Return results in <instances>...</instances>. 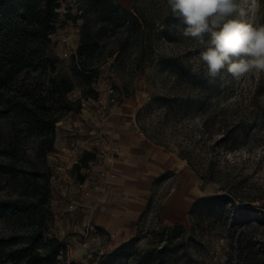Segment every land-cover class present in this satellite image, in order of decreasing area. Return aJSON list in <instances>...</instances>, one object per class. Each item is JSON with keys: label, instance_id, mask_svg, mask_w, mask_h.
<instances>
[{"label": "rangeland", "instance_id": "obj_1", "mask_svg": "<svg viewBox=\"0 0 264 264\" xmlns=\"http://www.w3.org/2000/svg\"><path fill=\"white\" fill-rule=\"evenodd\" d=\"M119 1L140 17L141 28L122 29L103 40L99 54L101 65L97 70L99 79L95 83L103 88V99H108L107 86H113L117 104H124L142 132L161 142L165 149L177 156L183 148L193 150L196 156L194 162L200 168L209 157H213L216 168L225 174L220 182H225L236 192L237 203L247 204L264 213V73L254 72L237 81L222 72L212 82L217 85L220 98L215 99L211 111L220 113L221 109L230 108L232 116H227L239 120L249 129L247 135L240 136L235 148L227 149L220 142L221 116L212 118L204 132L202 129L207 112L177 116L173 108L154 101L159 96L186 99L195 95L201 83H209L206 66L199 60L202 49L197 41L183 37L172 27L179 21L172 16L166 0ZM237 3L249 15H264V0H256L254 5L252 0H237ZM61 12L59 29L52 36L54 47L51 57L57 63V77L74 82L75 89L70 98L77 99L82 95V83L73 76L71 66L80 43L79 24L82 21L75 23L73 19L79 14L78 0H62ZM69 12L71 18L66 17ZM112 51L114 54L110 56ZM167 60L178 65L175 71L166 69ZM15 127L19 133L21 125L18 116L0 118V199L18 198L23 211L20 215L0 218V235L12 231L25 235L29 229L26 210L32 208L36 195L48 178L53 215L49 219L46 236L56 235L67 244L63 264H105L109 253L117 246L140 234L141 241L118 263L136 264L140 254L151 246L152 231L174 225L175 213L181 216L179 223L189 228V211L194 201L221 190L219 182L204 181L187 162L183 168L180 167L179 160V165L153 182L148 213L135 227L133 236L112 233L93 223L85 225L75 203L59 201V189L54 178L56 163L51 153L46 159L38 158L34 153V138L19 133L17 155L14 158L7 155V144L15 136ZM183 170L186 174L181 184L176 176ZM110 173L115 174L111 170ZM106 186L112 188L116 183L108 181ZM175 193L180 201L188 196L192 204L184 210H177L178 203L182 202L171 203V194ZM66 203L68 209L64 208ZM227 230L228 227L216 222L198 230L196 236H200L201 232L205 234L203 243H190L186 252L182 253L179 264H238L235 245L231 241L233 231ZM240 232V229L237 230L236 235ZM242 233L246 240L243 244L244 256L249 252V256L255 257L244 264H264V225H256ZM247 241L254 243L252 252L246 249Z\"/></svg>", "mask_w": 264, "mask_h": 264}, {"label": "trees", "instance_id": "obj_2", "mask_svg": "<svg viewBox=\"0 0 264 264\" xmlns=\"http://www.w3.org/2000/svg\"><path fill=\"white\" fill-rule=\"evenodd\" d=\"M61 8L62 0H0V118L11 115L20 118L19 133L34 138V153L40 159H46L54 150L58 122L71 111H80L84 99L98 96L95 83L99 79L97 70L101 65L99 54L103 40L122 29L129 31L131 28H141L140 17L119 0H78L79 14L73 19L75 23L82 21L79 24L80 43L73 57L71 71L82 83V95L72 99L70 94L75 84L57 77V63L51 57L54 47L52 36L58 31L63 15ZM66 17H72L70 12ZM113 54L112 51L109 55ZM176 65L167 60L165 67L175 71ZM218 98L220 92L217 85L203 82L195 95L186 99L159 96L154 101L173 108L177 116L207 112L202 129L204 132L212 118L221 116L220 142L227 149H233L240 136L247 135L249 129L239 120L229 117L232 116L230 108H223L220 113L212 112V105ZM262 117L264 120V114ZM19 133L17 129L15 139L13 137L7 144L6 152L11 158L17 155L19 149ZM144 134L163 146L146 132ZM178 156L186 160L188 166L204 181L219 182L221 190L194 201L189 211V228L182 223H175L152 231L151 246L140 254L136 264H179L182 253L186 252L190 243H203L205 234L201 232L200 236H196L197 231L213 222L228 227V232L233 231L231 241L235 245L238 264L252 261L255 257L249 256V252L244 256L243 244L246 240L242 237V231L264 225V213L247 204L237 203L236 192L225 182H220L225 174L216 168L213 157H209L200 168L194 162L196 156L193 150L183 148ZM96 159L95 151L83 152L73 168L80 181L85 178L82 169L88 168ZM42 186L32 208L26 210L29 229L25 235L18 231L0 235V264H63L67 244L56 235L46 236L48 222L53 215L48 178ZM19 201L18 198L0 199V218L20 215L23 210L19 207ZM150 203L140 220L148 213ZM239 229L241 232L236 235ZM141 239L140 234H137L122 242L109 253L105 264H118ZM253 244L247 241L246 249L252 252L255 247Z\"/></svg>", "mask_w": 264, "mask_h": 264}, {"label": "crops", "instance_id": "obj_3", "mask_svg": "<svg viewBox=\"0 0 264 264\" xmlns=\"http://www.w3.org/2000/svg\"><path fill=\"white\" fill-rule=\"evenodd\" d=\"M95 88L99 96L84 99L81 110L66 114L56 127L51 157L56 163L54 178L59 201L75 203L85 225L93 223L112 233L133 236L155 179L173 170L179 160L183 168L186 161L149 139L124 104L113 106L103 120L100 101L105 92ZM86 150L95 151L97 159L82 169L85 178L80 181L73 168ZM102 169L115 174L104 178L98 173ZM185 174L184 170L177 173L181 184ZM108 181H115L116 186L108 188ZM174 201H180L176 193L171 194V203ZM180 202L176 207L180 211L192 204L188 196ZM174 219L175 223L182 220L179 213L174 214Z\"/></svg>", "mask_w": 264, "mask_h": 264}, {"label": "clouds", "instance_id": "obj_4", "mask_svg": "<svg viewBox=\"0 0 264 264\" xmlns=\"http://www.w3.org/2000/svg\"><path fill=\"white\" fill-rule=\"evenodd\" d=\"M166 4L179 21L172 27L202 49L199 60L206 66L209 83L222 72L237 81L264 73V15H249L237 0H166Z\"/></svg>", "mask_w": 264, "mask_h": 264}, {"label": "built area", "instance_id": "obj_5", "mask_svg": "<svg viewBox=\"0 0 264 264\" xmlns=\"http://www.w3.org/2000/svg\"><path fill=\"white\" fill-rule=\"evenodd\" d=\"M106 91L108 93V99H102L100 101V111L102 119H106L108 115L111 113L113 106L117 104V100L115 98V88L113 86H107ZM100 175L104 178H108L111 173L110 170H101ZM73 207V206H71Z\"/></svg>", "mask_w": 264, "mask_h": 264}]
</instances>
